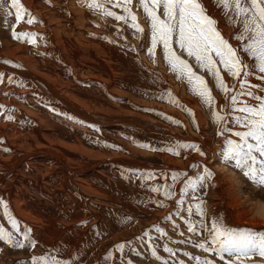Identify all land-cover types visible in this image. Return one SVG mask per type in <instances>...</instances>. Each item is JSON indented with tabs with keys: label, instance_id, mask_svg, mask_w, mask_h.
Returning <instances> with one entry per match:
<instances>
[{
	"label": "rangeland",
	"instance_id": "rangeland-1",
	"mask_svg": "<svg viewBox=\"0 0 264 264\" xmlns=\"http://www.w3.org/2000/svg\"><path fill=\"white\" fill-rule=\"evenodd\" d=\"M28 1L23 0L21 3L39 21L35 22L36 24L29 25L26 22L27 17L25 16L16 25V22H14V9L11 10L13 15L10 17L0 12V65L3 63L1 58L6 56L4 55L6 49H14L15 47L24 48V51H21L20 55L32 58L33 62L37 60L34 64L37 63L36 66L41 76L47 73L45 76H49L52 79L60 77V83L57 85L53 81H50V79L48 81L56 85L57 89L68 99L75 97L78 101L82 102L84 106L82 103L76 105L87 110L90 116L93 114L96 121L84 120L78 113L76 114V112H72L70 109L64 107L66 106L64 104L65 110H62L60 106L51 104L41 92H37L30 84L24 82L18 73L11 72L10 70L8 72L0 66V127L1 123L2 127H4L0 128V157L8 159L18 152L15 140L9 136L11 132L12 134L18 132L17 134L23 136V138H31L30 136L33 137L35 135L32 139L36 142L34 147L31 146L33 148L28 147L29 152H27L33 154L27 160L23 159L22 164L12 163L9 165V167L11 166L10 170L8 168L0 170V201L7 202L8 211L19 222L21 232L26 228L32 229L30 236L36 242V247L32 249L26 246L24 249H16L0 243V264H30L32 257L48 255L49 253L57 255L58 259L71 261L72 264H179L181 261L183 264H196V260L193 259L194 257H199L201 260H215L216 264H223L214 254L206 253L194 246L198 242H203L208 233L201 227L200 217L195 214L189 216L186 211L187 207L192 205L193 212L195 213L194 204L196 201L191 200L190 197L182 196L180 189L183 187V181L180 180L173 185L171 180V176L175 172H185L188 174V177L196 176L198 170L194 169L193 165H200L199 171L201 172L203 166H207L215 173L212 184L199 191V195L205 201L203 207L209 220L214 217H223L227 227L264 231V226L248 225L247 222H245L247 224L244 222L238 223L239 221L236 218L237 210L232 205L237 190L241 191L250 201H261L262 203H259L263 204L264 188L253 187L250 181L239 170L221 163L220 158L216 154L221 151V146L224 144L225 139L229 138L228 134L217 136V132L215 133L217 128L212 123L210 125L214 126L213 128L209 125L210 117L208 109H205L196 95L189 94L183 88V81H178L179 79H177L176 75L163 60V54H160V47H157L155 59L153 60L148 54L142 52L145 39H140L139 41L133 38L131 34H134V32H130L128 28H124L123 30L115 28L111 30V28H108L110 26L107 27L103 16H98V14L89 11L87 8L81 7L79 0H38V2H36L37 0H30V3ZM56 1H60V3ZM73 1L77 8L72 6ZM212 2L211 0H202L208 14L211 17L214 15L218 21L217 27L222 35L224 34V37L228 36V38H225L233 45H237L238 42L232 39L237 29L225 23V17ZM8 3L10 4V0H8ZM64 4L65 7H63ZM133 6L134 3L131 6L133 13L139 16L140 12ZM77 10L78 13H74ZM111 10L122 15L124 14L118 8H111ZM12 17L14 18L13 21H11ZM44 19H47V21ZM6 20L7 22H5ZM55 20L56 22H54ZM76 20L80 21H78L77 26L75 25ZM139 21L140 25L145 27L142 25L143 21L141 18H139ZM49 24L52 28H50ZM84 24L87 25L85 26ZM115 24L116 22H113V25ZM61 25L64 27L62 28ZM113 25L112 28L114 27ZM13 26H15L17 33L22 31L35 34V43H29L27 40L13 39ZM83 27L89 29H83ZM51 29L56 30L58 34H56V37L60 39L61 45L64 41L67 43V35L70 34L71 41L69 43H72V45L65 48L70 58V64L67 63L62 55L59 59L56 57L58 48L55 49L53 41L49 42ZM79 32L83 33L81 34L82 36ZM143 35L146 34L143 33ZM79 40H89L88 42L91 44V47L79 44ZM92 45L96 48L92 47ZM71 49L73 52L70 51ZM78 57H81V61L78 59L74 60ZM53 64L58 69L55 66L54 68ZM224 75L230 87L239 83L238 81L231 80L226 74ZM250 77L252 80L249 79ZM249 78L250 84H258L259 88H264V80L257 79L255 75L249 76ZM98 79H100V83L97 82ZM90 80L92 81L90 82ZM84 86L86 89H84ZM259 88H251L250 90L257 95H264V93L259 91ZM219 93L218 90L213 89L217 110H222L226 105V100ZM82 94H84L83 97ZM186 96H189L187 97L189 100L185 99ZM26 97L27 100H30L27 101ZM171 98L174 101L179 100V104L177 102L176 104ZM181 99L185 100L186 103L184 101L183 103ZM239 99L245 100L248 103H255L254 100L247 96L239 97ZM186 109L190 110L194 114V117L193 115H186L188 114ZM139 115L143 118L154 120L157 123H162L161 126L164 125L156 127L152 131H145L142 128L145 126L138 123L142 118L134 117ZM9 116L12 119H8ZM198 119H201L200 121L202 122L205 119L208 121V124L203 122L204 125L202 126V123ZM125 120H133V122L140 125V128L136 129L132 125L124 124ZM173 121H178L179 124ZM189 121L192 125L188 123ZM80 125L83 126L81 127ZM144 125L148 128V124ZM190 125L194 128L193 131L195 133H191L192 128ZM49 126L51 127L49 128ZM229 127H232V125H229ZM168 130H171L173 135L164 133L168 132ZM5 132L7 133L4 134ZM37 133L38 135H36ZM174 133L176 135L179 134L180 139L174 137ZM168 135H171V137ZM231 138L235 139V137ZM43 144L55 148L56 153L52 154V156L51 153L47 155L42 153ZM184 144H197L205 155L202 156L191 148L180 147V145ZM142 145H146L147 147H142ZM2 149H7V151L3 150V153ZM169 149L178 151L179 155H174L173 151H169ZM22 152L23 154L25 153L24 156L27 155L24 149ZM115 156L119 159H116ZM21 157L23 156L21 155L19 159ZM126 161L138 163L141 168L137 167L138 169H136L134 167L132 169L126 165ZM145 162L146 165L148 164L147 166ZM21 168L26 171L23 172L24 170ZM9 171L10 176L7 174ZM149 177L152 178L149 179ZM229 178L231 182L227 180ZM21 184L24 188H22ZM166 185H172V191H174L172 198L164 195V186ZM231 186L237 189L233 190L234 188L232 187L233 189H231ZM153 187H160L161 191L155 193L151 190ZM132 193L135 194V197L132 196ZM218 193L221 194L219 195ZM229 193L234 196L231 197ZM11 196L13 199H11ZM179 199H184L185 203L183 206L177 203ZM233 213L234 215H232ZM24 214H28L29 216L32 214L31 216L34 217V220L31 222V220L25 218ZM188 221L196 225L197 233L199 234L188 231ZM35 222L37 223L36 225ZM0 225H3L9 231H15L12 229L8 217L5 216V209L2 205H0ZM40 228L39 232L38 229ZM157 228L160 231H157ZM17 238H20V236L18 235ZM121 244L124 245L123 249L119 247ZM166 248L171 249L174 254H170L165 250ZM153 250L156 252L155 256L152 254ZM185 253L188 255H185ZM252 264H264V259L254 257Z\"/></svg>",
	"mask_w": 264,
	"mask_h": 264
},
{
	"label": "snow or ice",
	"instance_id": "snow-or-ice-1",
	"mask_svg": "<svg viewBox=\"0 0 264 264\" xmlns=\"http://www.w3.org/2000/svg\"><path fill=\"white\" fill-rule=\"evenodd\" d=\"M79 2L81 7L100 16L111 17L126 24L130 20V26L136 32L144 33L139 18L132 11L133 0ZM213 3L225 17V23L237 29L232 38L238 42L237 45H233L222 35L217 27L218 21L208 14L202 0H138L139 8L150 26V46L147 47V52L154 60L157 47H162L163 60L169 69L177 79L187 82L190 91L208 109L210 121L217 128V136L228 134L229 138L225 139L221 151L216 154L221 163L239 170L253 187L264 188V95L251 91V88L259 86L250 84L248 80L253 75L264 80V0H213ZM111 8H120L127 15L117 14ZM12 9L15 10L16 25L25 16L29 25L37 22L21 0H10V4L8 0H0V12L10 17ZM12 38L35 43V34L17 33L15 26L12 27ZM224 74L239 83L230 87ZM213 89L218 90L226 100L222 110H217ZM259 91L264 93V88H259ZM242 96L251 98L255 103L240 100L239 97ZM186 111L189 115H194L190 110ZM8 119L12 117L9 116ZM180 147L191 148L200 155H205L197 144H184ZM173 154L179 155V152L173 151ZM192 167L198 170L196 176L188 177L185 172H175L171 180L173 185L183 181L180 189L182 196L196 201L195 213L192 205L186 211L189 216L198 215L201 227L208 233L203 242L194 246L214 254L223 264H252L254 257L264 259V231L227 227L223 217L209 220L203 207L205 201L199 191L212 184L215 173L207 166H203L202 172L199 171L200 165ZM151 190L159 193L161 188L153 187ZM164 195L173 197L172 185L164 186ZM177 203L183 206L185 201L179 199ZM0 205L4 207L5 216L15 230L9 231L0 225V243L16 249H24L26 246L34 249L36 242L31 239V229L26 228L21 232L19 222L8 211V205L3 201H0ZM187 227L189 232L197 233V227L191 221L187 222ZM156 230L160 231L159 228ZM18 235L20 238H17ZM119 247L123 249L124 245ZM165 250L174 254L171 249ZM152 254L156 255L155 250ZM193 259L196 264H216L215 260H201L199 257ZM30 264L72 262L58 259L57 255L49 253L32 257Z\"/></svg>",
	"mask_w": 264,
	"mask_h": 264
},
{
	"label": "bare ground",
	"instance_id": "bare-ground-1",
	"mask_svg": "<svg viewBox=\"0 0 264 264\" xmlns=\"http://www.w3.org/2000/svg\"><path fill=\"white\" fill-rule=\"evenodd\" d=\"M21 1H23V0H21ZM30 1V0H29ZM28 1V2H29ZM62 1V0H61ZM72 1V0H71ZM213 0H211V2H212ZM36 2H38V0L36 1ZM57 2V1H56ZM59 3H60V1H58ZM57 2V3H58ZM205 2V1H204ZM30 3V2H29ZM56 3V4H57ZM133 3H134V6H135V8L140 12V15L139 16H137L138 18H141L142 19V25H144L145 27H143L144 28V33L146 34V35H143V33L141 34V33H138V32H136L135 31V29L134 28H132L130 25H131V21L129 20V22L126 24V23H124L123 21H117V20H115V19H113V18H111V17H104V20H105V22L107 23V27L108 26H110V27H108V28H111V30L112 29H118V30H123L124 28H128L129 29V31L130 32H134V34H131L132 36H133V38H135V39H138L139 41H140V39H145L144 40V46H143V49H142V52H144L145 54H148V52H147V47L148 46H150V26H149V23H148V20L145 18V14L143 13V11H142V9H140L139 8V4H138V0H135V1H133ZM208 3H210V2H208ZM207 3V4H208ZM213 3V2H212ZM27 4V3H26ZM68 4H70V3H68ZM211 4V3H210ZM30 5V4H29ZM32 5V4H31ZM215 5V4H214ZM63 6V5H62ZM67 6V5H66ZM72 6L73 7H75V8H77L76 7V4L74 3V1L72 2ZM71 6V7H72ZM81 6V5H80ZM79 6V7H80ZM133 6V7H134ZM60 7V6H59ZM63 7H65V4H64V6ZM70 7V8H71ZM214 7V6H213ZM75 8H73V9H75ZM27 9V8H26ZM40 9V8H39ZM39 9H37V10H39ZM66 9V8H65ZM64 9V10H65ZM118 9H120V8H118ZM62 10V9H61ZM114 10V9H113ZM48 11V10H47ZM75 11V10H74ZM35 12H37V11H35ZM40 12V11H39ZM49 12V11H48ZM51 12V11H50ZM73 12V11H72ZM81 12H83V11H81ZM87 12V11H86ZM38 13V12H37ZM74 13H78V10H77V12H74ZM117 14H119L118 12H116ZM42 14V13H41ZM54 14H56V13H54ZM53 14V15H54ZM88 14V13H87ZM12 15H13V13H12ZM33 15V14H32ZM37 15V14H36ZM63 15V14H62ZM79 15V14H78ZM120 15H122V14H120ZM123 15H127L126 13H124ZM6 16V15H5ZM15 16V15H14ZM43 16V15H42ZM58 16V15H57ZM74 16H75V14H74ZM82 16V15H81ZM85 16H86V13H85ZM99 16V15H98ZM27 17V16H26ZM44 17V16H43ZM51 17V16H50ZM55 17V16H54ZM63 17V16H62ZM62 17H60V18H62ZM213 17H214V15H213ZM13 18V17H12ZM11 18V19H12ZM102 18V17H101ZM215 18V17H214ZM8 19V18H7ZM43 19V18H42ZM50 19V18H49ZM48 19V20H49ZM53 19V18H52ZM73 19H74V17H73ZM216 19V18H215ZM14 20V18L11 20V21H13ZM37 20V19H36ZM44 20H46L47 21V19H44ZM67 20V19H66ZM94 20V19H93ZM218 20H219V17H218ZM7 21V20H6ZM10 21V20H9ZM50 21V20H49ZM79 21V20H78ZM78 21L76 20V26H77V23H78ZM82 21V20H81ZM224 21V20H223ZM15 22V21H14ZM37 22H39V21H37ZM51 22H52V20H51ZM54 22H56V20L54 21ZM80 22V21H79ZM87 22V21H86ZM93 22V21H92ZM112 22V23H111ZM113 22H116V24L115 25H113ZM140 22V21H139ZM10 23V22H9ZM41 23V22H40ZM81 23H83V22H81ZM89 23H91V22H89ZM100 23V22H99ZM220 23V22H219ZM1 24V23H0ZM36 24V23H35ZM57 24V23H56ZM58 24H59V22H58ZM61 24V23H60ZM80 24V23H79ZM102 24H103V22H102ZM140 24V23H139ZM222 24V23H221ZM8 25V24H7ZM6 25V26H7ZM9 25H11V24H9ZM14 25V24H13ZM45 25H46V23H45ZM82 25V24H81ZM85 25V24H84ZM87 25V24H86ZM85 25V26H86ZM112 25L114 26L113 28H112ZM4 26V25H3ZM5 26V27H6ZM49 26H50V24H49ZM62 26V25H61ZM79 26V25H78ZM83 26V25H82ZM99 26V25H98ZM34 27V26H33ZM44 27V26H43ZM64 26H62V28H63ZM81 27V26H80ZM92 27V26H91ZM226 27V26H225ZM36 28H38V27H36ZM50 28H52L51 26H50ZM50 28H49V30H50ZM79 28V27H78ZM86 28V27H85ZM84 27H83V29H85ZM230 28V27H229ZM235 28V27H234ZM233 28V29H234ZM9 29H10V27H9ZM25 29V28H24ZM24 29H23V31H24ZM41 29V28H40ZM81 29V28H80ZM87 30L89 29V28H86ZM93 29V28H92ZM107 29V28H106ZM232 29V30H233ZM2 30V29H1ZM48 30V31H49ZM68 30V29H67ZM104 30V29H103ZM222 30V29H221ZM225 30V29H224ZM38 31V30H37ZM60 31V30H59ZM77 31V30H76ZM80 31H82V30H80ZM223 31V30H222ZM231 31V30H230ZM22 32V31H21ZM64 32V31H63ZM85 32V31H84ZM112 32H114V31H112ZM111 32V33H112ZM232 32V31H231ZM1 33V32H0ZM7 33V32H6ZM8 33H10V32H8ZM72 33V32H71ZM77 33V32H76ZM80 33V32H79ZM78 33V34H79ZM86 33L88 34V32L86 31ZM3 34V33H2ZM57 32H56V30L54 29H51V38H50V40H49V42H51V41H53V43H54V46H55V49L56 48H58V54H57V56L56 55H54V56H56L58 59L59 58H61L62 56L65 58V60L67 61V63L68 64H70L71 62L69 61L70 60V58L68 57V53L65 51V48H67V47H69V46H71L72 45V43L70 44L69 42L71 41V37H69V35H67V43H69V44H67L65 41H64V43H63V41H62V45H61V43H60V39L58 38V37H56L57 35ZM75 34V33H74ZM81 34H83V33H80V35ZM103 34V33H102ZM231 34V33H230ZM233 34V33H232ZM77 35V34H76ZM106 35V34H105ZM224 35V34H223ZM234 35V34H233ZM2 36V35H1ZM40 36H42V35H40ZM50 36V35H49ZM72 36V35H71ZM82 36V35H81ZM87 36V35H86ZM100 36H102V35H100ZM104 36V35H103ZM102 36V37H103ZM119 36V35H118ZM47 37H48V35H47ZM59 37H61V36H59ZM76 37H78V36H76ZM130 37V36H129ZM225 37H227L228 38V36H225ZM1 38V37H0ZM44 38V37H43ZM48 38V39H49ZM91 38V37H90ZM131 38V37H130ZM47 39V40H48ZM81 39V38H80ZM108 39V38H107ZM110 39V38H109ZM120 39V38H119ZM132 39V38H131ZM39 40V39H38ZM44 40V39H43ZM46 40V39H45ZM77 41H78V39L76 40V43H77ZM89 40H79V44H81V45H83V46H85V47H91V44H89V42H88ZM41 42H43V41H41ZM47 42V41H46ZM46 42H44V43H46ZM86 42V43H85ZM92 42V41H91ZM7 43V42H6ZM9 43V42H8ZM39 43H40V41H39ZM44 43H43V45H44ZM98 43V42H97ZM96 43V44H97ZM123 43H125V42H123ZM128 43V42H127ZM126 43V44H127ZM143 43V42H142ZM10 44V43H9ZM75 44V43H74ZM95 44V43H94ZM98 45V44H97ZM102 45V44H101ZM6 46H8V45H6ZM6 46H5V49H6ZM20 46V45H19ZM42 46V45H41ZM119 46V45H118ZM140 46H142V45H140ZM92 47H94V48H96L95 46H93L92 45ZM101 47V46H100ZM158 47H160V54H163V52H162V47L161 46H158ZM8 48V47H7ZM32 48V47H31ZM74 48V47H73ZM98 48V47H97ZM54 49V50H55ZM70 49V48H69ZM86 49V48H85ZM107 49V48H106ZM138 49V48H137ZM67 50V49H66ZM141 50V49H140ZM139 50V51H140ZM21 51H24V48H21V47H15L14 49H6L5 50V54L4 55H6V56H4V57H2L1 58V60H2V64L0 65L1 66V68H3V69H6L8 72H9V70L11 71V72H14V73H18L19 75H20V77H21V79L24 81V82H27L28 84H30L37 92H41L43 95H44V97H45V99L48 101V102H50L51 104H53V105H55V106H60L61 108H62V110L64 109L65 110V108L64 107H66V108H68V109H70L72 112L74 111V112H76V114L78 113L79 115H81L82 116V118H84V120H86V121H89V120H94V121H96V118L94 117V115L92 114V116H90V114H88L87 113V110H85V109H83V108H81V107H78L76 104H80V103H82V102H80V101H78V99H76L74 96H72V97H74L73 99H68L64 94H62L61 92H60V90H58L57 89V87H56V85L57 84H59L60 83V77L58 78H56L54 75V77L56 78V79H52L51 77H49V76H45V75H40V73H39V69L37 68V66H36V64H34L35 62H33V60H32V58L30 59V58H27V57H24V56H22V55H20V52ZM30 51V50H29ZM69 51V50H68ZM70 51H72V49L70 50ZM78 51V50H77ZM80 51V50H79ZM102 51V50H101ZM131 51V50H130ZM28 52V51H27ZM73 52V51H72ZM82 52V51H81ZM80 52V53H81ZM100 52V51H99ZM23 53V52H22ZM25 53V52H24ZM71 53V52H70ZM83 53V52H82ZM140 53V52H139ZM3 54V53H2ZM1 54V55H2ZM29 54V53H28ZM73 54V53H72ZM143 54V53H142ZM62 55V56H61ZM99 55V54H98ZM157 55V54H156ZM33 56V55H32ZM70 56V55H69ZM72 56V55H71ZM73 56H74V54H73ZM75 56H77V55H75ZM78 56H79V53H78ZM81 56H82V54H81ZM148 56V55H147ZM103 57H106V56H103ZM102 57V58H103ZM53 58V57H52ZM85 58V57H84ZM86 58H89V57H86ZM101 58V59H102ZM141 59H142V57H140ZM35 59V58H34ZM55 59V58H54ZM79 60V61H81V57H78V58H76V59H74V60ZM94 59H96V58H94ZM39 60V59H38ZM63 60V59H62ZM102 60H104V59H102ZM143 60V59H142ZM149 60V59H148ZM44 61V60H43ZM64 61V60H63ZM83 61V60H82ZM150 61V60H149ZM148 61V62H149ZM162 61V60H161ZM55 63V62H54ZM67 64V65H68ZM73 64V63H72ZM74 64H75V62H74ZM82 64V63H81ZM80 64V65H81ZM98 64V63H97ZM42 65V64H41ZM63 65V64H62ZM77 65H79V64H77ZM77 65H76V67H77ZM55 65L53 64V67H54ZM56 66H57V63H56ZM55 66V67H56ZM52 67V68H53ZM54 67V68H55ZM148 67V66H147ZM43 68V67H42ZM50 68V67H49ZM57 68V67H56ZM75 68V67H74ZM2 69V70H3ZM47 69V68H46ZM58 69V68H57ZM61 69V68H60ZM149 69V68H148ZM7 71H5V72H7ZM51 71V70H50ZM53 71H58V70H53ZM52 71V72H53ZM79 71V70H78ZM77 71V72H78ZM80 72H82L81 70H80ZM159 72V71H158ZM55 73V72H54ZM56 73H58V72H56ZM79 73V72H78ZM43 74V73H42ZM59 74V73H58ZM63 74H64V72H63ZM73 74H74V72H73ZM172 74V73H171ZM8 75V74H7ZM9 76V75H8ZM58 76V75H57ZM59 76H60V74H59ZM90 76V75H89ZM227 76V75H226ZM16 77V76H15ZM44 77V78H43ZM91 77V76H90ZM94 77V76H93ZM92 77V78H93ZM96 77V76H95ZM13 78V77H12ZM75 78V77H74ZM252 78H254V77H252ZM48 79H50V81H53L56 85H54V84H52V82L50 83L49 81H48ZM89 79V78H88ZM100 79H101V77H100ZM100 79H98V83H100ZM209 79V78H208ZM229 79V78H228ZM250 80H252L251 79V77L249 78ZM76 80V79H75ZM81 80V79H80ZM227 80V79H226ZM232 80V79H231ZM231 80H229V81H231ZM10 81V80H9ZM18 81V80H17ZM92 80H90V82H91ZM133 81V80H132ZM178 81H180V79L178 80ZM77 82V81H76ZM80 83V82H79ZM78 83V84H79ZM94 83H95V81H94ZM147 83V82H146ZM177 83H179V82H177ZM2 84V83H1ZM26 84V83H25ZM63 84V83H62ZM64 84H65V82H64ZM81 84V83H80ZM90 84V83H89ZM180 84H181V82H180ZM20 85H22V84H20ZM83 85V84H82ZM81 85V86H82ZM182 85V84H181ZM183 85H184V87L183 88H185L186 89V91L187 92H189V94L191 93V94H193L191 91H190V87H189V85L187 84V82L186 81H183ZM258 85V84H257ZM9 86V85H8ZM68 86V85H67ZM76 86V85H75ZM74 86V87H75ZM78 87H79V85H77ZM70 87H72V86H70ZM77 87V88H78ZM95 87V86H94ZM181 87V86H180ZM61 88H62V86H61ZM96 88V87H95ZM176 88V87H175ZM182 88V87H181ZM32 89V88H31ZM63 89V88H62ZM82 89V88H81ZM84 89H86L85 88V86H84ZM92 89V88H91ZM255 89V88H254ZM65 90H66V86H65ZM68 90V89H67ZM77 90V89H76ZM182 90V89H181ZM238 90V89H237ZM257 90V89H256ZM255 90V91H256ZM1 91V90H0ZM31 91V90H30ZM29 91V92H30ZM73 91V90H72ZM86 91V90H85ZM85 91H84V93H85ZM10 92H11V90H10ZM26 92H28L27 90H26ZM94 92V91H93ZM97 92V91H96ZM180 92V91H179ZM214 92H216V91H214ZM76 93V92H75ZM80 93V92H79ZM90 93V92H89ZM117 93V92H116ZM174 93H176L175 91H174ZM25 94V93H24ZM67 94V93H66ZM77 94V93H76ZM140 94V93H139ZM167 94V93H166ZM188 94V95H189ZM215 94H217V93H215ZM220 94V93H219ZM34 95V94H33ZM79 95V94H78ZM83 95L84 94H82V97H83ZM94 95V94H93ZM96 95V94H95ZM97 95H98V93H97ZM143 95V94H142ZM147 95V94H146ZM146 95H145V97H146ZM182 95V94H181ZM218 95V94H217ZM27 96V95H26ZM71 96V95H70ZM101 96V95H100ZM99 96V97H100ZM120 96V95H119ZM141 96V95H140ZM168 96V95H167ZM190 96V95H189ZM189 96H186V98L185 99H187V97H189ZM193 96H195L194 94H193ZM219 96V95H218ZM222 96V95H221ZM24 97V96H23ZM36 97V96H35ZM34 97V98H35ZM163 97V96H162ZM165 97V96H164ZM179 97V96H178ZM182 97V96H181ZM183 97H185V96H183ZM192 97V96H191ZM10 98H12V97H10ZM91 98V97H90ZM98 98V97H97ZM166 98V97H165ZM167 98H169V97H167ZM198 98V97H197ZM218 98V97H217ZM221 98V97H220ZM36 99V98H35ZM42 99H44V98H42ZM79 99H82V98H79ZM159 99H162V98H159ZM175 99V98H174ZM180 99V98H179ZM183 99V98H182ZM181 99V100H182ZM194 99H195V97H194ZM222 99V98H221ZM26 100H27V97H26ZM30 100V99H29ZM29 100H27V101H29ZM33 100V99H32ZM101 100H102V98H101ZM100 100V101H101ZM148 100V99H147ZM157 100V99H156ZM171 100H173L172 98H171ZM187 100H189V99H187ZM83 101H85V100H83ZM163 101V100H162ZM174 101V100H173ZM179 101V100H178ZM185 102V100H182V102ZM223 101V100H222ZM26 102V101H25ZM33 102V101H32ZM39 102V101H38ZM181 102V103H182ZM183 102V103H184ZM189 103H190V101H188ZM220 102V101H219ZM22 103V102H21ZM34 103V102H33ZM43 103V102H42ZM95 103V102H94ZM109 103V102H108ZM176 103V102H175ZM180 103V104H181ZM186 103V102H185ZM188 103V104H189ZM201 103V102H200ZM199 103V104H200ZM8 104H9V102H8ZM25 104V103H24ZM63 104L64 105H66V106H64L63 107ZM83 104V103H82ZM100 104V103H99ZM111 104V103H110ZM117 104V103H116ZM139 104V103H138ZM177 104V103H176ZM179 104V103H178ZM195 104V103H194ZM220 104H222V103H220ZM14 105V104H13ZM26 105V104H25ZM42 105V104H41ZM40 105V106H41ZM50 105V104H49ZM62 105V106H61ZM102 105V104H101ZM105 105V104H104ZM113 105V104H112ZM148 105V104H147ZM182 105V104H181ZM187 105V104H186ZM185 105V106H186ZM191 105V104H190ZM16 106V105H15ZM45 106V105H44ZM83 106H84V104H83ZM106 106V105H105ZM108 106V105H107ZM146 106V105H145ZM156 106H158V105H156ZM163 106V105H162ZM188 106V105H187ZM193 106V105H192ZM219 106V105H218ZM109 107V106H108ZM108 107H107V109H108ZM151 107V106H150ZM154 107V106H153ZM174 107H176V106H174ZM183 107V106H182ZM201 107H202V105H201ZM101 108H103V107H101ZM105 108V107H104ZM113 108H115V107H113ZM156 108V107H155ZM161 108V107H160ZM184 108V107H183ZM190 108V107H189ZM204 108V107H203ZM27 109V108H26ZM31 109V108H30ZM162 109V108H161ZM160 109V110H161ZM164 109V108H163ZM206 109V108H205ZM10 110V109H9ZM28 110V109H27ZM56 110V109H55ZM59 110V109H58ZM103 110V109H102ZM101 110V111H102ZM120 110V109H119ZM149 110V109H148ZM152 110H154V109H152ZM19 111V110H18ZM24 111V110H23ZM28 111H30V110H28ZM27 111V112H28ZM98 111V110H97ZM110 111V110H109ZM117 111V110H116ZM115 111V112H116ZM151 111V110H150ZM184 111V110H183ZM25 112V111H24ZM60 112V111H59ZM103 112V111H102ZM101 112V113H102ZM113 112V111H112ZM165 112V111H164ZM12 113V112H11ZM30 113V112H29ZM34 113V112H33ZM93 113V112H92ZM100 113V112H99ZM104 113V112H103ZM135 113V112H134ZM174 113V112H173ZM198 113V112H197ZM3 114V113H2ZM19 114H20V112H19ZM28 114V113H27ZM58 114V113H57ZM185 114V113H184ZM30 115V114H29ZM28 115V116H29ZM32 115H35V114H32ZM71 115V114H70ZM133 115V114H132ZM179 115V114H178ZM186 115H188L189 116V114H186ZM197 115V114H196ZM203 115H205V114H203ZM202 115V116H203ZM77 116V115H76ZM19 117V116H18ZM37 117V116H36ZM67 117V116H66ZM134 117H138V118H142V119H144L145 121H146V123L148 124V126L150 127V129L149 128H144L145 129V131H152V130H155L156 129V127H162L161 126V124L158 122H156V121H154V120H151V119H146V118H143V117H141V115H139V116H134ZM150 117V116H149ZM175 117H177V116H175ZM193 117H194V115H193ZM5 118V117H4ZM25 118V117H24ZM81 118V119H82ZM182 118V117H181ZM187 118V117H186ZM197 118H199V117H197ZM202 118V117H201ZM1 119V118H0ZM17 119V118H16ZM38 119H39V117H38ZM157 119V118H156ZM163 119V118H162ZM180 119V118H179ZM189 119V118H188ZM103 120V119H102ZM158 120H159V118H158ZM161 120V119H160ZM182 120V119H181ZM201 119H198V121L199 122H201L202 123V126L204 125L203 124V122H205V123H207L208 121H206L205 119H204V121L202 122V121H200ZM208 120V119H207ZM106 121H108V120H106ZM164 121V120H163ZM162 121V122H163ZM2 122V121H1ZM91 122V121H90ZM90 122H88V123H90ZM181 122V121H180ZM183 122V121H182ZM11 123V122H10ZM12 123H14L13 121H12ZM18 123V122H17ZM28 123V122H27ZM43 123V122H42ZM75 123V122H74ZM163 123H165V122H163ZM168 123H170V122H168ZM185 123H187V122H185ZM189 124H191L192 125V123H190V121L188 122ZM200 123V124H201ZM20 124V123H19ZM50 124V123H49ZM93 124V123H92ZM95 124V123H94ZM124 124H129V125H132V126H134V127H136V129H138V128H140V125L138 124V123H135V122H133V121H129V120H125L124 121ZM160 124V125H159ZM174 124V123H173ZM177 124H179V123H177ZM196 124V123H195ZM194 124V126H196ZM208 124V123H207ZM211 124V121H210V119H209V125ZM13 125V124H12ZM180 125H182V124H180ZM190 125V126H191ZM198 125V124H197ZM29 126V125H28ZM43 126V125H42ZM81 126V125H80ZM83 126V125H82ZM81 126V127H82ZM210 126H212V125H210ZM1 127H2V123H1ZM0 127V128H1ZM7 127H9L8 125H7ZM6 127V128H7ZM51 126H49V128H50ZM54 127V126H53ZM80 127V128H81ZM86 127V126H85ZM165 127V126H164ZM172 127V126H171ZM178 127H180V126H178ZM205 127H206V124H205ZM214 126H212V128H213ZM2 128H4V127H2ZM11 128V127H10ZM9 128V129H10ZM13 128V127H12ZM28 128V127H27ZM33 128V127H32ZM143 128V127H142ZM166 128V127H165ZM167 128H168V126H167ZM190 128V127H189ZM188 128V129H189ZM191 128H192V126H191ZM29 129V128H28ZM34 129V128H33ZM84 129V128H83ZM82 129V130H83ZM169 129H170V127H169ZM180 129V128H179ZM178 129V130H179ZM186 129V128H185ZM193 129L194 128H192V131H191V133L192 132H194L193 131ZM197 129V128H196ZM25 130V129H24ZM52 130V129H51ZM54 130V129H53ZM175 130H176V128H175ZM177 130V131H178ZM181 130V129H180ZM206 130V129H205ZM0 131H1V129H0ZM85 131V130H84ZM144 131V130H143ZM211 131V130H210ZM209 131V132H210ZM213 131H215V130H213ZM3 132V131H2ZM36 132V131H35ZM217 131H215V133H216ZM1 133V132H0ZM7 132H5L4 134H6ZM13 133H14V129H13ZM18 133V132H17ZM12 134V132H11V134H9V136H10V138L11 139H13V140H15V146L17 147V149H18V152L17 153H15L13 156H10V158H8V159H6V158H1V160H0V170H3V169H6V168H8L9 170L11 169V166L9 167V165H11L12 163H14V164H18V165H20V163L23 161V159L24 160H27V158H29L33 153H28L29 151H28V147H31V146H33L34 147V145H36V142H35V140L34 139H32V138H34V136L32 137V136H30L31 138H23V136H20L19 134ZM20 133V132H19ZM149 133H152V132H149ZM165 134L167 133V134H171V135H173V132L171 131V130H168V132H164ZM163 133V134H164ZM182 133V132H181ZM195 133V132H194ZM193 133V134H194ZM205 133V132H204ZM215 133H213L214 135H215ZM26 135H27V133H25ZM42 134V133H41ZM178 134V133H177ZM212 134V133H211ZM8 135V134H7ZM36 135H38V133L36 134ZM171 135H168V136H170L171 137ZM187 135H188V132H187ZM186 135V136H187ZM210 135V134H209ZM25 136V135H24ZM189 136H191V135H189ZM77 137V136H76ZM174 137H177L178 139H180V135L178 134V135H176L175 133H174ZM46 138V137H45ZM186 138H188V137H186ZM208 138V137H207ZM174 139V138H173ZM182 139V138H181ZM13 140H12V142H13ZM60 140V139H59ZM78 140V139H77ZM184 140V139H183ZM188 140V139H187ZM186 140V141H187ZM56 141V140H55ZM185 141V140H184ZM190 141H191V139H190ZM210 141V140H209ZM208 141V142H209ZM211 141H213V140H211ZM64 142V141H63ZM180 142H181V140H180ZM61 143H62V140H61ZM185 143V142H184ZM189 143V142H188ZM1 145V144H0ZM20 145V146H19ZM44 146L42 147V153H44L45 155H47V154H50L51 153V156H52V154H55L56 153V149L55 148H52V147H50L49 145H45V144H43ZM179 146V145H178ZM13 147V146H12ZM33 147H31V148H33ZM40 147V146H39ZM30 148V149H31ZM23 149H24V152H26L27 153V155L26 156H24L25 155V153L23 154ZM4 149H2V151H3ZM32 150V149H31ZM113 150V149H112ZM182 150V149H181ZM5 151V150H4ZM4 151H3V153H4ZM28 151V152H27ZM194 151V150H193ZM114 153V152H113ZM7 154H8V152H7ZM13 154V153H12ZM12 154H9V155H12ZM165 154V153H164ZM182 154V153H181ZM23 156V157H21V159H19L20 158V156ZM209 155V154H208ZM8 156V155H7ZM87 156V155H86ZM119 156V155H118ZM117 156V157H118ZM5 157H6V155H5ZM25 157H26V159H25ZM119 157H121V156H119ZM48 158V157H47ZM53 158V157H52ZM115 158H116V156H115ZM165 158V157H164ZM5 159V160H4ZM10 159H11V161H10ZM114 159V158H113ZM116 159H119V158H116ZM121 159V158H120ZM168 159H170V158H168ZM206 159V158H205ZM30 160V159H29ZM58 160V159H57ZM176 160V159H175ZM175 160H174V162H175ZM31 161V160H30ZM61 161V160H60ZM118 161V160H117ZM121 161H124V160H121ZM127 161H129V160H127ZM126 161V165H128L129 167H131L132 169H134V167H136V169H138V168H141L139 165H138V163L137 164H135V163H129V162H127ZM132 161V160H131ZM171 161V160H170ZM173 161V160H172ZM10 162V163H9ZM166 162V161H165ZM202 162H204V161H202ZM29 163V162H28ZM63 163V162H62ZM22 164V163H21ZM120 164H122V163H120ZM173 164V163H172ZM204 165H205V163H203ZM122 165H124V164H122ZM145 165H146V162H145ZM148 165V164H147ZM146 165V166H147ZM125 166V165H124ZM171 166V165H170ZM169 166V167H170ZM138 167V168H137ZM171 167H173V166H171ZM14 168H16L15 166H14ZM13 168V169H14ZM176 168V167H175ZM223 168V167H222ZM17 169V168H16ZM15 169V170H16ZM19 169V168H18ZM21 169H23V168H21ZM184 169V168H183ZM224 169H225V167H224ZM227 169V168H226ZM24 170V169H23ZM145 170V169H144ZM161 170V169H160ZM26 170H24L23 172H25ZM159 171V170H158ZM227 171H228V169H227ZM4 172H5V170H4ZM12 172V171H11ZM20 172V171H19ZM28 173H29V171H28ZM73 173V172H72ZM232 173V172H231ZM7 174H9V176H10V171L7 173ZM26 174H27V172H26ZM233 175V174H232ZM32 176H33V174H32ZM134 176H135V174H134ZM30 177V176H29ZM234 177V176H233ZM36 178V177H35ZM73 178V177H72ZM224 179V178H223ZM230 179V178H229ZM229 179H227L228 181H230L231 182V179L229 180ZM235 179H236V177H235ZM32 180H34V179H32ZM238 181V180H237ZM36 182V181H35ZM238 183H239V181H238ZM228 184H229V182H228ZM1 185V184H0ZM4 185V184H3ZM2 185V186H3ZM8 185H10V183H8ZM22 185V184H21ZM215 185V184H214ZM230 185H232V184H230ZM15 186H16V184H15ZM18 186V185H17ZM234 187H235V185H233ZM233 186H231V189H233L234 187ZM240 186V185H239ZM11 187V186H10ZM19 187V186H18ZM21 187V186H20ZM42 187V186H41ZM174 187V186H173ZM229 187V186H228ZM233 187V188H232ZM11 188H13V187H11ZM22 188H24L23 187V185H22ZM44 188V187H43ZM241 188V187H240ZM83 189V188H82ZM230 189V190H231ZM237 188H234L233 190H236ZM217 190V189H216ZM12 191V190H11ZM17 191H18V189H17ZM17 191H16V193H17ZM228 191H229V189H228ZM243 191V190H242ZM19 192V191H18ZM21 192V191H20ZM130 192V191H129ZM174 192V191H173ZM219 192V191H218ZM230 192V191H229ZM180 193V192H179ZM236 193V197H234V199H233V207H235L236 208V210H237V220L239 221L238 223H242V222H247L248 223V225L250 224V225H253V226H264V202H263V204H261L262 202L261 201H259V202H261V203H259V202H253V201H250L249 200V198L248 197H246V196H244L243 194H242V192L241 191H236L235 192ZM234 192H233V194H235ZM97 194V193H96ZM217 194V193H216ZM219 194V193H218ZM221 194V193H220ZM219 194V195H220ZM230 195H231V193H229ZM218 195V196H219ZM13 196V195H12ZM12 196H11V199H13L12 198ZM132 196H134L135 197V194H133L132 193ZM234 195H231V197H233ZM136 198H137V195H136ZM140 199V198H139ZM10 201V200H9ZM8 201V202H9ZM15 201V200H14ZM19 201V200H18ZM134 201V200H133ZM5 203H7V202H5ZM10 203V202H9ZM11 203H12V201H11ZM14 203V202H13ZM18 203V202H17ZM155 204V203H154ZM11 205V204H10ZM19 205V204H18ZM18 205H17V207H18ZM22 205V204H21ZM10 207V206H9ZM22 207V206H21ZM150 207V206H149ZM232 207V208H233ZM11 208V207H10ZM15 208V207H14ZM21 208L19 207V210H20ZM2 210V209H1ZM15 211V210H14ZM21 211V210H20ZM22 211H24V210H22ZM27 211V210H26ZM227 211V210H226ZM10 212V211H9ZM25 212V211H24ZM28 212V211H27ZM85 212V211H84ZM83 212V213H84ZM233 212V211H232ZM12 213V212H11ZM29 213V212H28ZM78 213H80V212H78ZM18 214V213H17ZM30 214V213H29ZM77 214V213H76ZM20 216L22 215V214H19ZM32 215V214H31ZM30 215V216H31ZM232 215H234V213L232 214ZM23 216V215H22ZM24 216H25V218H27L28 220H31V222L34 220L33 218L34 217H30L28 214H24ZM37 216H39V215H37ZM82 216V215H81ZM233 217V216H232ZM231 217V218H232ZM22 218V217H21ZM37 219V218H36ZM20 220V219H19ZM43 221V220H42ZM41 221V222H42ZM236 221V220H235ZM39 222V221H38ZM43 223V222H42ZM247 223H245V224H247ZM30 224V223H29ZM31 224H33V223H31ZM37 223L35 222V225H36ZM41 224V223H40ZM48 225V224H47ZM53 225V224H52ZM10 226V225H9ZM50 226V225H49ZM31 227V226H30ZM38 228H39V226H38ZM44 229V228H43ZM32 230V229H31ZM39 230V232H40V230H41V228L40 229H38ZM33 231H35V230H33ZM45 231H46V229H45ZM36 232V231H35ZM38 233V232H37ZM51 233V232H50ZM51 236V235H50ZM47 240V239H46ZM46 246V245H45ZM93 250V249H92ZM31 252V251H30ZM82 253V252H81ZM87 253V252H86ZM88 254V253H87ZM8 256V255H7Z\"/></svg>",
	"mask_w": 264,
	"mask_h": 264
},
{
	"label": "crops",
	"instance_id": "crops-1",
	"mask_svg": "<svg viewBox=\"0 0 264 264\" xmlns=\"http://www.w3.org/2000/svg\"><path fill=\"white\" fill-rule=\"evenodd\" d=\"M131 121H133V120H131ZM138 123H139L140 125H142V126H145V127H143V128H146V127H147L146 125H144V124H147L146 121H145L144 119L139 120ZM148 128L150 129L149 126H148ZM127 166H128V165H127Z\"/></svg>",
	"mask_w": 264,
	"mask_h": 264
}]
</instances>
